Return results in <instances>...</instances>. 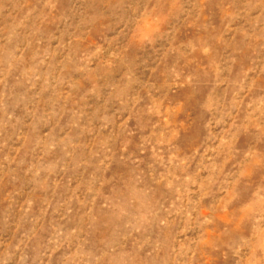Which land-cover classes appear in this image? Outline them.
<instances>
[{
    "label": "rangeland",
    "instance_id": "rangeland-1",
    "mask_svg": "<svg viewBox=\"0 0 264 264\" xmlns=\"http://www.w3.org/2000/svg\"><path fill=\"white\" fill-rule=\"evenodd\" d=\"M0 264H264V0H0Z\"/></svg>",
    "mask_w": 264,
    "mask_h": 264
}]
</instances>
